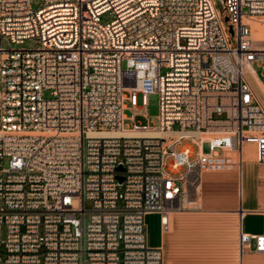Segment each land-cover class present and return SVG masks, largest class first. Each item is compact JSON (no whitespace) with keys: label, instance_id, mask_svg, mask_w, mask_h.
I'll use <instances>...</instances> for the list:
<instances>
[{"label":"built area","instance_id":"obj_1","mask_svg":"<svg viewBox=\"0 0 264 264\" xmlns=\"http://www.w3.org/2000/svg\"><path fill=\"white\" fill-rule=\"evenodd\" d=\"M39 1L0 0V264H164L146 216L166 232L201 209L204 174L245 144L264 163V0ZM152 93L157 125L135 112ZM251 248L264 229L241 232Z\"/></svg>","mask_w":264,"mask_h":264},{"label":"crops","instance_id":"obj_2","mask_svg":"<svg viewBox=\"0 0 264 264\" xmlns=\"http://www.w3.org/2000/svg\"><path fill=\"white\" fill-rule=\"evenodd\" d=\"M226 160L236 166L212 172L237 175L234 201L206 194L201 209L174 213L166 232L161 229L159 214L146 216L145 222L148 217L158 218L157 236L148 233V241L151 246H163L164 264H264V253L253 248L240 253L241 232L258 234L264 229V163L256 161L253 144H245L241 152L230 153ZM246 167L255 169L253 177L246 179Z\"/></svg>","mask_w":264,"mask_h":264},{"label":"rangeland","instance_id":"obj_3","mask_svg":"<svg viewBox=\"0 0 264 264\" xmlns=\"http://www.w3.org/2000/svg\"><path fill=\"white\" fill-rule=\"evenodd\" d=\"M32 6L34 9H37L40 7V1L39 0H31ZM217 7L221 11L223 10V2L221 0H216ZM109 16L103 17V22L109 21ZM248 22L252 29L251 37L253 39V43L257 47H263L264 46V38L262 39H255L253 37V25L254 24H261L264 26V16H256L253 18L248 19ZM3 45L6 48H17V47H35L37 45V41L35 40H26L23 44H15L12 43L7 37L3 38ZM253 68L255 70V76L252 74H249V78L254 85L256 91L258 92L261 99L264 101V90L259 86L257 79L262 83L264 88V70L262 69L261 64L258 61H255L253 63ZM256 77V79H255ZM46 97H50V93H45ZM126 104L128 106V109H126L125 113L130 118L132 116V111L129 109L131 107V104L129 101H126ZM135 112L138 113L137 120L143 124L147 123V118L143 113H147L149 115V120L152 125H157L158 123V114H159V95L157 93H152L148 97V106H145L142 101V95H138V104L135 109ZM126 125L131 126L132 120L127 119ZM185 144L189 143V140L184 141ZM180 147H178L179 149ZM205 151H208V145L206 144L204 147ZM255 174V169L252 167H246L245 168V176L246 179L248 177H253ZM208 194L211 196H217L220 195L222 199L225 201H234L238 194V180L237 175L235 173L231 172H207V174L204 175L203 179V185H202V194H201V204L203 201L204 196ZM86 207H90V203L86 202ZM147 230L149 233V236L156 238L157 231H158V218L152 217L147 218ZM161 225V224H160Z\"/></svg>","mask_w":264,"mask_h":264},{"label":"bare ground","instance_id":"obj_4","mask_svg":"<svg viewBox=\"0 0 264 264\" xmlns=\"http://www.w3.org/2000/svg\"><path fill=\"white\" fill-rule=\"evenodd\" d=\"M253 37L257 39L264 38V26L261 24H254L253 25ZM257 82L259 86L264 90L262 83L257 79ZM124 134H135V132L125 131ZM136 134H149V135H159L160 133L155 131H149V132H138Z\"/></svg>","mask_w":264,"mask_h":264},{"label":"water","instance_id":"obj_5","mask_svg":"<svg viewBox=\"0 0 264 264\" xmlns=\"http://www.w3.org/2000/svg\"><path fill=\"white\" fill-rule=\"evenodd\" d=\"M223 2V0H221ZM226 21H228V18L226 17ZM230 29L232 31V26H230ZM119 180L122 181L123 180V177L122 176H119Z\"/></svg>","mask_w":264,"mask_h":264}]
</instances>
